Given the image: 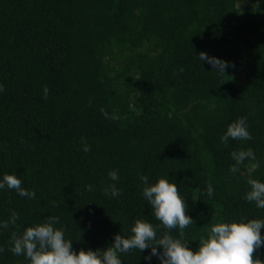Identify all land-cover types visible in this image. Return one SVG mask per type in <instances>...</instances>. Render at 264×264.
Here are the masks:
<instances>
[{"label":"trees","instance_id":"16d2710c","mask_svg":"<svg viewBox=\"0 0 264 264\" xmlns=\"http://www.w3.org/2000/svg\"><path fill=\"white\" fill-rule=\"evenodd\" d=\"M201 51L234 66L221 76ZM0 84V180L15 174L36 194L0 189V222L19 216L0 228V264H29L9 250L11 234L50 216L76 252L129 237L136 219L159 225L141 176L178 186L193 251L215 222L264 220L244 199L249 178L264 182V0H0ZM238 117L252 139L225 145ZM248 148L259 168L245 160L230 172L231 153ZM110 184L123 195L106 196ZM150 253L120 259L160 264ZM254 256L264 260V245Z\"/></svg>","mask_w":264,"mask_h":264},{"label":"clouds","instance_id":"9594fccd","mask_svg":"<svg viewBox=\"0 0 264 264\" xmlns=\"http://www.w3.org/2000/svg\"><path fill=\"white\" fill-rule=\"evenodd\" d=\"M200 61H207L219 75H227L226 69L234 66L216 57H210L206 52L199 53ZM183 71V68L180 69ZM5 91L4 86L0 84V92ZM49 89L44 88V99H47ZM101 113L108 117L104 108ZM229 139L247 141L252 136L248 131L247 118L238 117L236 121L229 124L226 132L220 137L222 143L227 145ZM83 151H90V146L81 139ZM235 164L231 165L229 171L236 173L238 165L245 160L253 161L249 165L252 170L259 168V162L256 160L254 151L251 148L247 150L233 151L231 153ZM113 181L119 179L117 170H111L108 173ZM144 184L142 195L151 205L155 219L160 222L159 225L136 219L131 227V235L125 237L119 233L114 236L112 245L104 248L85 251L83 248L76 252L73 250L72 241L65 239V230L63 227H55L58 224L59 217H47L43 223L26 227L22 234L12 232L9 249L14 255H23L29 264H122L120 254L128 253L133 249L143 252L151 248L149 256L145 260H151L156 256L160 264H264V260L256 258L254 253L264 245V236L261 235V229L264 228V220L250 219L245 222L244 217L240 221L224 222L220 220L211 224L207 237L199 238V247L193 251L188 247L187 240L183 239L184 230L195 221L187 214L186 201L180 195L178 186L169 179L159 178L155 183L149 184L147 176H141ZM247 183L250 190L245 194L244 199L249 202H255V206L264 209V182L254 178H249ZM14 189L18 195L35 197V192H29L22 187V181L15 174H5L0 180V189ZM87 190L92 191V186L87 185ZM104 194L112 197L122 196L123 192L115 184H110L104 189ZM206 194L212 197L214 188L211 183L207 185ZM55 205V202H53ZM19 216L12 212L7 221L0 222V228L8 229L9 226H15ZM163 231L160 237H157V231L160 226ZM179 229L178 236H173L171 231ZM158 247L163 251H158ZM3 248H0V252Z\"/></svg>","mask_w":264,"mask_h":264},{"label":"rangeland","instance_id":"374dc122","mask_svg":"<svg viewBox=\"0 0 264 264\" xmlns=\"http://www.w3.org/2000/svg\"><path fill=\"white\" fill-rule=\"evenodd\" d=\"M245 4H246V0H237V5L238 6H241L242 7ZM256 12H257V14H259L261 12V10L260 9H257ZM236 71L238 72V68H236Z\"/></svg>","mask_w":264,"mask_h":264}]
</instances>
